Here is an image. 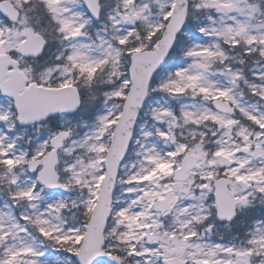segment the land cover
<instances>
[{"label":"snow or ice","instance_id":"snow-or-ice-1","mask_svg":"<svg viewBox=\"0 0 264 264\" xmlns=\"http://www.w3.org/2000/svg\"><path fill=\"white\" fill-rule=\"evenodd\" d=\"M0 264H264V0H0Z\"/></svg>","mask_w":264,"mask_h":264}]
</instances>
